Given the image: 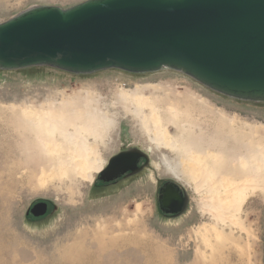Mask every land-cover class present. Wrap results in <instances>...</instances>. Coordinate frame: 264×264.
Returning <instances> with one entry per match:
<instances>
[{"label": "rangeland", "instance_id": "obj_1", "mask_svg": "<svg viewBox=\"0 0 264 264\" xmlns=\"http://www.w3.org/2000/svg\"><path fill=\"white\" fill-rule=\"evenodd\" d=\"M83 1L0 0V22L33 6L66 9ZM151 109L169 131L168 145L154 135ZM40 128L42 133L34 135ZM171 143L189 148L182 152ZM137 145L150 150L147 167L116 182L98 178L110 156ZM16 148L20 156L13 154ZM190 150L216 152L230 168L241 167L239 158L246 167L255 160L264 166V102L225 96L170 69L129 73L111 68L89 74L45 66L0 70V251L16 264H264V170L248 171L259 176L254 177L260 184L253 181V187L238 191L230 201L238 208L223 215L220 224L207 209L209 180L195 181L204 186L196 191L186 175ZM168 167L184 174L176 171L177 179ZM164 181L187 193V208L178 216L159 209ZM38 202L47 208L35 216L31 207ZM126 223L137 225V232ZM116 224L124 227L116 234L128 232L132 239L118 240V246L108 235L95 239L100 237L96 231ZM230 245L234 254L227 250Z\"/></svg>", "mask_w": 264, "mask_h": 264}, {"label": "water", "instance_id": "obj_2", "mask_svg": "<svg viewBox=\"0 0 264 264\" xmlns=\"http://www.w3.org/2000/svg\"><path fill=\"white\" fill-rule=\"evenodd\" d=\"M45 66L72 74L170 69L225 96L264 102V0H85L33 6L0 22V70ZM140 158L145 162L138 166ZM137 147L112 155L98 178L141 171ZM185 190L167 183L159 208L182 214ZM174 206L168 210L167 207ZM47 205L31 207L37 216Z\"/></svg>", "mask_w": 264, "mask_h": 264}, {"label": "bare ground", "instance_id": "obj_3", "mask_svg": "<svg viewBox=\"0 0 264 264\" xmlns=\"http://www.w3.org/2000/svg\"><path fill=\"white\" fill-rule=\"evenodd\" d=\"M126 72V71H125ZM124 94V98H128L129 97V95L127 94V93H123ZM138 97V96H137ZM137 97H132V99L134 98V100H136V101H139V103L140 104H145L146 103V101H145V103H143V101H142V97L141 98H137ZM130 98V97H129ZM147 99V98H146ZM148 100V99H147ZM142 103H141V102ZM148 102V101H147ZM135 109V108H134ZM169 110H171V109H169ZM171 111H175V109L174 110H171ZM24 112V111H23ZM25 113V112H24ZM48 113V112H47ZM174 115H175V113L174 112H172ZM177 114V113H176ZM180 114V113H179ZM172 115V114H171ZM37 116V115H36ZM96 116V115H95ZM159 115H157V111H155V109H151V115H150V119H151V121L153 122V131H154V135H155V137H156V139L157 140H160V141H164L163 142V144L165 143V145H168L169 143H170V138H169V131L166 129V127H165V124H163L161 121V118L160 117H158ZM31 117V116H30ZM104 117H106V116H103L102 118H104ZM33 118V117H32ZM145 118V117H144ZM51 119V121L49 122V123H52V119L53 118H50ZM50 119H48V120H50ZM107 119V118H106ZM30 120H31V118H30ZM29 120V121H30ZM33 120V119H32ZM46 120V119H45ZM45 120H43L44 122H45ZM53 121H55V120H53ZM107 121V120H106ZM42 122V121H41ZM91 122V121H90ZM109 122V121H108ZM171 122V121H170ZM96 123V122H95ZM107 123V122H106ZM172 123V122H171ZM34 124V123H33ZM38 124V123H37ZM44 124H48V123H44ZM56 124V123H55ZM103 124V123H102ZM152 124V123H151ZM37 126H39V125H37ZM42 126V125H41ZM87 126V125H86ZM55 127V125L52 123V126L51 125H49V126H47V130L49 131V132H51V130H52V128H54ZM33 128H35V126L33 127ZM42 128H43V126H42ZM42 128H40L41 129V132H38V130H36V129H34V130H36V131H34V135H38L39 133H42ZM94 128V127H93ZM145 128V127H144ZM56 129V128H55ZM54 130V129H53ZM62 130V129H61ZM147 130V129H146ZM63 131V130H62ZM62 133V132H61ZM153 134V133H152ZM20 135H22V134H20ZM30 135V134H29ZM43 135V134H42ZM66 135V134H65ZM64 135V136H65ZM63 136V135H62ZM171 136V135H170ZM18 137H20L19 135H18ZM29 137V136H28ZM154 137V138H155ZM22 138V137H21ZM36 138V137H35ZM38 138V137H37ZM19 139V138H18ZM49 140V139H48ZM154 140V139H153ZM40 141V140H39ZM45 141V140H44ZM27 143V142H26ZM41 143V142H40ZM42 145H43V142H42ZM53 145V144H52ZM186 145V144H185ZM213 145V144H212ZM36 147V146H35ZM47 147V146H46ZM170 147V146H169ZM171 147L173 148V149H176V150H180V151H182V152H186V150H187V148H189V147H187V148H185L184 147V145L182 146L181 145V147H180V145H178V144H172L171 143ZM20 148V147H19ZM19 148H16V149H14L13 150V154L15 153L16 155H19L20 156V154L19 153H21V151H20V149ZM49 147H47L46 148V150L48 149ZM44 149V148H43ZM147 149H149V148H147ZM30 151V150H29ZM146 151H150V150H146ZM215 151V150H214ZM27 152V151H26ZM36 152V150H32V153H35ZM218 152V151H217ZM189 162L190 163H188V165H187V169H186V171L188 172V174H186V175H188L189 176V178L191 179V180H194V182L195 181H197L198 179H200V180H202V177L203 176H205L206 177V180H209L208 182H209V186H210V188H209V190H208V192H211V195L209 196L210 197V204H209V208H208V206H207V209L208 210H210V212H207V213H210L212 216L211 217H213L214 218V221H216L217 220V223H220V224H222V222H223V215L225 216V214H227V215H229L230 216V213L234 210V209H237L238 208V206H235L236 205V203H235V205H233V201H232V203L230 204V201H231V198L232 197H234L235 196V194L238 192V191H243L244 189H245V187H248V186H254V184H253V181H258L257 179L259 178V176H257V175H253L251 172H248V171H252V172H257L260 168H262V170H264V166H261V165H259V162L260 161H257V160H255V161H253L252 162V164H251V166L250 167H246L245 165H244V163H245V159H242V158H239V162H238V164H240L241 165V167H235V166H233L232 168H230V167H228V161H225V160H223V159H219V154H217L216 152L215 153H213V152H211V151H205L204 153H202V152H197V151H194L193 150V152H192V150H190L189 152ZM188 153H186L187 155H188ZM25 154V153H24ZM185 154V155H186ZM109 160V159H108ZM14 163V162H13ZM37 164V163H36ZM16 165V164H15ZM38 165V164H37ZM104 168V167H103ZM245 168L247 169V171L245 170ZM102 169V168H101ZM100 169V170H101ZM99 170V171H100ZM168 170H170V172L171 173H173L172 175H174V176H176L175 174H176V171H177V174H179V173H181V174H184V172H183V169H180V170H177L175 167H168ZM254 170V171H253ZM261 170V171H262ZM13 172H17V170H16V168H14V170H13ZM260 172V171H259ZM264 172V171H263ZM261 173V172H260ZM216 174H219V176H220V178L219 177H217V175ZM221 174V175H220ZM223 174H225V175H223ZM17 176V175H16ZM27 176V174L25 175V177ZM254 176H256V177H258L257 179L254 177ZM264 176V175H263ZM29 177V176H28ZM177 177V176H176ZM261 177V176H260ZM21 179H23V178H18L17 180H18V182H20L21 181ZM177 179H179V177H177ZM20 180V181H19ZM262 180H263V178H262ZM202 181H205V180H202ZM208 184V183H207ZM206 184V185H207ZM260 183H259V181H258V185H259ZM194 185V187H195V189L194 190H196V191H200V189H201V187L203 186V184H199V183H196L195 182V184H193ZM205 185V186H206ZM208 186V187H209ZM204 187V186H203ZM207 188V187H206ZM205 188V189H206ZM12 189V188H11ZM203 189V188H202ZM201 189V190H202ZM181 190V189H180ZM183 191V190H182ZM207 191V190H206ZM8 194V193H7ZM6 194V195H7ZM239 194V193H238ZM207 195V194H206ZM239 197H241L240 195H239ZM238 198V197H237ZM207 199H209V198H207ZM236 201V200H235ZM234 201V202H235ZM237 202V201H236ZM239 203V202H238ZM206 206V205H205ZM203 208H204V205H203ZM206 209V210H207ZM229 213V214H228ZM6 215V214H5ZM7 216V215H6ZM216 219V220H215ZM225 219V218H224ZM226 219H231V221H233L232 220V218L230 217H227ZM3 223V222H2ZM5 223H6V221H5ZM229 224H230V222H229ZM228 224V225H229ZM232 224V223H231ZM234 224H235V222H234ZM5 225V224H4ZM3 225V226H4ZM99 226H101L102 227V225H100V224H98ZM98 225L96 226V227H98ZM130 226V227H132V228H134V233H135V231L137 232V225H135V224H133V223H131V224H129V223H126V227L127 226ZM128 226V227H129ZM226 226V225H225ZM230 226V225H229ZM235 226V225H234ZM5 228V227H4ZM213 228V227H212ZM215 228V227H214ZM221 228V227H220ZM3 229V228H2ZM109 229H111L112 231H110V233H108L109 232ZM109 229H108V231H105V229H103L102 228V230H101V232L100 231H96L97 232V234H100V237L98 236H96L95 237V239L97 238V240H98V238L100 239V238H103V239H105L106 240V235H108V239H114V240H117V241H114L115 243L116 242H118V240H121V239H123V240H125V241H128L129 239H132L131 238V236L129 235V233L127 232V233H117L116 234V232H123V229H124V227L122 228V227H120L119 225H117L116 224V226H112V225H110V227H109ZM216 229V228H215ZM5 230H6V228H5ZM8 230V229H7ZM4 231V230H3ZM5 232V231H4ZM102 232H104V233H102ZM215 232H216V235H217V237H218V234H219V236H221V233L219 232V231H217V229L215 230ZM214 232V233H215ZM6 233H7V231H6ZM83 233V232H82ZM131 233H133V232H131ZM79 234H80V232H79ZM81 235V234H80ZM136 235V234H135ZM84 236H85V234H84ZM83 236V237H84ZM83 237H80V238H83ZM86 237H87V234H86ZM136 237V236H135ZM203 237H204V239H203V241H205L207 244H208V239L206 238V236L205 235H203ZM79 238V239H80ZM85 238V237H84ZM219 238V237H218ZM85 239H88V237L87 238H85ZM133 240H135V238L133 239ZM227 240V239H226ZM80 241V240H79ZM86 241V240H85ZM88 241H90V240H87V242ZM96 241V240H95ZM131 241V240H130ZM94 242V241H93ZM99 242V241H98ZM104 242V241H103ZM108 242H109V240H108ZM113 242V241H112ZM124 242V241H123ZM105 243H106V241H105ZM110 243V242H109ZM122 243V242H121ZM134 243H135V241H134ZM205 243V244H206ZM229 243H230V240H229ZM232 243V242H231ZM230 243V244H231ZM84 244H86V242L84 243ZM100 245L102 244V243H99ZM117 244V243H116ZM125 244H127L126 242H125ZM234 244V243H233ZM89 245H92L91 243L89 244ZM88 245V246H89ZM98 245V244H97ZM105 245V244H104ZM85 246V245H84ZM83 246V247H84ZM117 246H118V244H117ZM17 247V246H16ZM87 247V246H86ZM93 247H94V245H93ZM92 247V248H93ZM123 247H124V245H123ZM208 247V246H207ZM104 248H106L105 246H104ZM108 248H110V247H108ZM107 248V249H108ZM117 248H119V247H117ZM126 248V247H125ZM210 248V247H209ZM2 249V248H1ZM6 249V248H5ZM8 249V248H7ZM11 249V248H10ZM10 249H8V250H10ZM15 249V248H14ZM18 249V248H17ZM90 249V248H89ZM96 249V248H95ZM111 249V248H110ZM215 249V248H214ZM241 249V248H240ZM3 250V249H2ZM2 250L0 251L1 253H2ZM71 250H72V248H71ZM80 250H83V249H80ZM80 250H79V252H80ZM85 251H86V249H84ZM88 250V249H87ZM101 250H102V248H101ZM112 250V249H111ZM111 250H109V251H111ZM115 250H116V248H115ZM227 250H228V252L229 253H233L234 254V251H233V249H232V246L230 245L228 248H227ZM11 251H13V250H11ZM67 251V250H66ZM74 251V250H73ZM90 251V250H89ZM106 251V250H105ZM104 251V252H105ZM114 251V250H113ZM118 251V250H117ZM6 252V251H5ZM4 252V255L6 254ZM87 252V251H86ZM8 253V252H7ZM13 253H15V252H13ZM83 253H84V251H83ZM103 253V252H102ZM217 253H218V251H217ZM8 254H10V253H8ZM12 254V253H11ZM203 254V253H202ZM201 254V255H202ZM3 255V253L2 254H0V264H16V261L17 260H15V258H13V259H10V258H12V256L10 257V258H5V256ZM13 255V254H12ZM72 255V254H71ZM74 255H77V254H74ZM4 256V257H3ZM206 256V255H205ZM205 256H203V258L205 257ZM223 256V255H222ZM8 257V256H7ZM16 257V256H15ZM29 257V256H28ZM202 257V256H201ZM210 257V256H209ZM17 258V257H16ZM22 258V257H21ZM7 259H10V260H7ZM25 259V258H24ZM28 259V258H27ZM77 259H79V258H77ZM205 259V258H204ZM76 260V259H75ZM206 260H208V259H206ZM22 261V260H21ZM82 261V260H81ZM18 264H20V261H19V263ZM79 264V263H78Z\"/></svg>", "mask_w": 264, "mask_h": 264}, {"label": "flooded vegetation", "instance_id": "obj_4", "mask_svg": "<svg viewBox=\"0 0 264 264\" xmlns=\"http://www.w3.org/2000/svg\"><path fill=\"white\" fill-rule=\"evenodd\" d=\"M128 148H131V147H123V148H121V149H119L118 151H117V153L118 152H120V151H122V150H126V149H128ZM144 162H145V160H144V158H140V160H139V162H138V166H142L143 164H144ZM142 171V170H141ZM141 171H139V172H141ZM138 172V173H139ZM127 173H129V171H127ZM127 173H124L123 175H121L120 177H118L117 179H115V180H113V181H111V182H116V181H118V180H120V179H126V178H128L129 176H127V177H124ZM137 174V173H136ZM135 175V174H134ZM132 176V175H131ZM170 182H173V181H164V182H162V184L160 185V187H159V190H158V196H159V194L161 193V191L165 188V186H166V184L167 183H170ZM108 183V182H107ZM173 183H175V182H173ZM176 184V183H175ZM177 185V187L179 188V189H181V190H184L183 188H181L178 184H176ZM157 200H158V197H157ZM160 209V208H159ZM167 209L168 210H171V209H174V206H170V207H167ZM161 210V209H160ZM164 214H167V215H171V216H178L177 214H174V213H167V212H165V211H163V210H161Z\"/></svg>", "mask_w": 264, "mask_h": 264}, {"label": "crops", "instance_id": "obj_5", "mask_svg": "<svg viewBox=\"0 0 264 264\" xmlns=\"http://www.w3.org/2000/svg\"><path fill=\"white\" fill-rule=\"evenodd\" d=\"M141 147V146H140ZM117 152V151H116Z\"/></svg>", "mask_w": 264, "mask_h": 264}]
</instances>
